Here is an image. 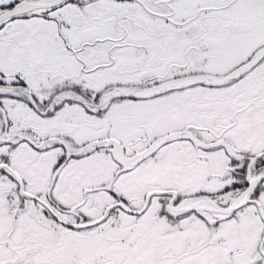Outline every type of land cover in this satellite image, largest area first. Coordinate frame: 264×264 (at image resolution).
I'll use <instances>...</instances> for the list:
<instances>
[{
    "label": "snow or ice",
    "instance_id": "obj_1",
    "mask_svg": "<svg viewBox=\"0 0 264 264\" xmlns=\"http://www.w3.org/2000/svg\"><path fill=\"white\" fill-rule=\"evenodd\" d=\"M0 264H264V0H0Z\"/></svg>",
    "mask_w": 264,
    "mask_h": 264
}]
</instances>
